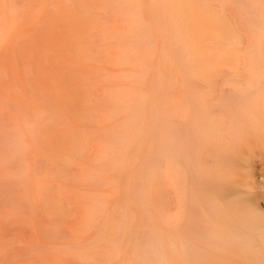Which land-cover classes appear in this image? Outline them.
I'll return each instance as SVG.
<instances>
[{
  "label": "rangeland",
  "instance_id": "1",
  "mask_svg": "<svg viewBox=\"0 0 264 264\" xmlns=\"http://www.w3.org/2000/svg\"><path fill=\"white\" fill-rule=\"evenodd\" d=\"M263 127L264 0H0V264L264 260Z\"/></svg>",
  "mask_w": 264,
  "mask_h": 264
},
{
  "label": "bare ground",
  "instance_id": "2",
  "mask_svg": "<svg viewBox=\"0 0 264 264\" xmlns=\"http://www.w3.org/2000/svg\"><path fill=\"white\" fill-rule=\"evenodd\" d=\"M255 120H258V119H255ZM256 123H257V122H256ZM263 128H264V127H263ZM259 129H260V128H259ZM260 133H261V132H260ZM175 149H176V148H175ZM176 151H177V150H176ZM175 157H176V156H175ZM180 157H181V156H180ZM180 157H179V158H180ZM184 158H185V157H184ZM184 158H182V159H184ZM186 160L188 161V159H186ZM187 161H186V163H188ZM262 162H263V161H262ZM195 164H196V163H195ZM260 164H261V163H260ZM187 166L189 167V165H187ZM260 166H261V165H259L258 168H260ZM188 167H186V168H188ZM256 168H257V167H256ZM208 169H209V168H208ZM188 170H189V169H188ZM203 170H204V169H203ZM247 170H248V169H247ZM247 170H246V173L248 174V171H247ZM189 171H190V170H189ZM189 171H188L187 173H189ZM190 173H191V172H190ZM190 173H189V174H190ZM194 173H195V172H194ZM204 173H205V171H204ZM191 174H192V175H191V177H192V176H193V171H192ZM247 174H246V175H247ZM202 175H203V177H204V174H202ZM219 175H220V174H219ZM221 175H224V174L222 173ZM256 176L258 177V180H259V181H258L259 183L257 182L258 185L261 186V187H262V186L264 187V173H262V172H257V173H256ZM191 177H190V179H191ZM193 177H194V176H193ZM193 177H192V178H193ZM203 177H202V178L199 177V178H201V179H205V178H203ZM216 177H217V176H216ZM219 177H221V176H218V179H220ZM222 177H223V176H222ZM222 177H221V178H222ZM249 177H250V176H249ZM246 178H247V177H246ZM196 179H198V178H196ZM201 179H200V180H201ZM194 180H195V179H194ZM194 180L191 179L192 182H193ZM200 180H198V182H199ZM209 180H211V179H209ZM209 180H208V181H209ZM215 180L217 181V179H215ZM215 180H214V182H216ZM230 180H231V179H230ZM247 180H248V178H247ZM203 181H204V182H203ZM208 181H207V179L202 180L203 183H205V182L207 183ZM192 182H191L190 184H194V183H192ZM194 182H195V181H194ZM198 182H197V184H198ZM211 182H213V180H211ZM217 182H218V181H217ZM219 182H222V180L220 179ZM225 182H226V180H225ZM199 183H200V182H199ZM208 183H209V182H208ZM209 184H210V185H209ZM209 184H206V186H205L207 189H209L210 186L213 185L212 183H209ZM214 184H215V183H214ZM216 184L219 185L220 183H216ZM255 184H256V183H255ZM198 185H199V184H198ZM202 185H203V184H202ZM217 185H213V187H217ZM234 185H235V184H234ZM247 185H248V182H247ZM178 186H179V184H178ZM199 186H200V185H199ZM225 186H226V185H225ZM196 187H197V186H196ZM203 187H204V186H203ZM205 187H204V189H205ZM219 187H220V186H219ZM219 187H217V189H218ZM192 188H195V186H193ZM198 188H201V187H198ZM246 188H247V187H246ZM195 189H196V188H195ZM219 189H220V188H219ZM240 189H241V188H240ZM240 189H238V188H227V189H225V190H223V191H224V195L232 196V197H234V198H236V199L239 200V199L242 198V197L245 198L246 195H247L244 191H242V190H240ZM247 189H248V188H247ZM261 189H262V188H261ZM199 190H200V189H199ZM250 190H251V188H250ZM180 191H181V190H180ZM190 191H191V193L189 192L190 195L192 194V196H193L192 189H190ZM200 191H201V190H200ZM204 191H205V190H204ZM209 191H210V190H209ZM221 191H222V190H221ZM201 192H202V191H201ZM207 192H208V191H207ZM207 192H206V193H207ZM214 192H215V191H214ZM251 192H252V190H251ZM211 193H212V192H211ZM215 193H217V191H216ZM218 193H220L219 196H218V194H214V195L211 194V196L214 197V196L217 195L218 198L222 197V196H220V195H222V192H218ZM182 194H183V193H182ZM183 195H184V194H183ZM194 195H195V194H194ZM196 195H197V194H196ZM196 195H195V196H196ZM200 195H201V194H200ZM184 196H185V195H184ZM197 196H198V195H197ZM197 196H196V198H197ZM211 196L208 198V200L210 199L209 202H210V204H211V206H212V203H211ZM259 196H260L261 198H263V195H262V194L258 195V197H259ZM200 197H201V198H200ZM202 197L205 198L204 195H203V196H199L198 198L202 199ZM213 197H212V198H213ZM189 198H190V196H189ZM196 198H195V199H196ZM223 198H224V197L220 198V200H222ZM225 198H226V197H225ZM225 198H224L223 200H225ZM230 198H231V197H230ZM230 198H229V199H230ZM243 198L240 199V201H239L241 205L243 204V202L241 203V201L243 200ZM195 199L193 200L194 202H195ZM214 199H215V198H213V200H214ZM229 199L227 200L228 202H229ZM232 199H233V198H232ZM232 199H231V200H232ZM183 200L185 201V198H184ZM186 200H187V197H186ZM206 200H207V199H206ZM206 200H205V201L202 200V201H204V202L206 203ZM215 200H216V199H215ZM215 200H214V201H215ZM184 201H183V203H184ZM196 201H197V199H196ZM198 201H201V200L198 199ZM202 201H201V203H202ZM217 201H219V199L216 200V202H217ZM232 201H233V200H232ZM188 202L190 203V201H188ZM216 202H215V204H217ZM225 202H226V200H225L223 203L221 202V205L223 204V205H222L223 207L226 206V205L224 206ZM230 202H231V201H230ZM230 202H229L228 205H230ZM178 203H179V202H178ZM205 203H203V205H204ZM219 203H220V202H218L217 205H219ZM233 203H234V201L232 202V204H233ZM245 203H246V202H245ZM206 204H207V203H206ZM208 204H209V203H208ZM232 204H231V205H232ZM184 205H185V204H184ZM186 205H187V204H186ZM193 205L195 206V204H193ZM196 206H197V208H198V207L203 208V207H201L202 205L199 206V204H198V205L196 204ZM196 206H195V208H196ZM207 206H209V205H207ZM207 206L204 205V207H207ZM211 206H210V208L208 207V209H209L210 211H209L208 209L206 210V212H209L208 214L211 213V210H212V209L214 210V207H215V206H214V207H211ZM219 206H220V205H219ZM183 207H184V206H183ZM185 207H187V206H185ZM220 207H221V206H220ZM231 207H233V205H232ZM242 207H243V205H242ZM242 207H241V208H242ZM195 208H194V209H195ZM200 208H198V210H199ZM211 208H212V209H211ZM226 208H227V207H226ZM229 208H230V207H229ZM241 208L239 209V211H241ZM215 209H216V208H215ZM222 209L225 210V213H226V209H225V208H222ZM227 209H228V208H227ZM185 210H186V208H185ZM201 210H202V209H201ZM203 210H205V209H203ZM228 210H229V209H228ZM195 211L197 212L196 209H195ZM195 211H192V212L195 213ZM215 211H217V209L214 210L213 213H215ZM230 211H231V208H230V210H229L228 212H230ZM239 211H238V213L235 214V216H237V214H239ZM185 212H186V211H185ZM192 212H191V213H192ZM206 212H203L204 215H205ZM220 212H221V211H220ZM254 212H255V210H254ZM191 213L189 214L190 216H191ZM199 213H200V212H199ZM199 213L197 212V214H199ZM203 213H202L201 217L203 216ZM231 213H232V212H231ZM247 213H248V212H247ZM251 213H252V211H251ZM251 213L249 214V216H252V217H253V216L255 215L256 212L254 213V215H251ZM217 214H218V212H217ZM222 214H223V213H222ZM222 214L219 213V215H220L221 217L226 216V215H223V216H222ZM227 214H228V213H227ZM219 215H218V216H219ZM231 215L234 216L233 213H232ZM240 215H241V214H240ZM257 215H258V214H256L255 216H257ZM197 216H198V215H197ZM220 216H219V217H220ZM232 216H231V217H232ZM201 217H200V218H201ZM207 217H208V216L205 215L203 218L205 219V218H207ZM212 217H213V215L211 216V218H209V217H208V218H209V219L216 218V213L214 214V217H213V218H212ZM219 217H217V219H219ZM226 217L229 218L228 216H226ZM259 217H264V216H260V214H259L258 217H256V218L259 219ZM186 218H188V217H186ZM190 218H191V217H190ZM193 218H194V217H193ZM193 218H192V219H193ZM195 218H196V217H195ZM198 218H199V217H197V218H196L197 220H196V219H195V220L200 222V220H198ZM208 218H207L206 220H209ZM227 218H223V219L220 218V219H221V220H226V221H227ZM236 218L238 219L239 217H235V219H234V218H233V219L236 220ZM250 218H251V217H250ZM188 219H189V218H188ZM188 219H187V220H188ZM220 219H219V220H220ZM260 219H263V218H260ZM190 220H191V219H190ZM195 220H194V222H195ZM206 220H205V221L202 220L201 223L206 222ZM213 220L215 221L216 219H213ZM219 220H218V221H219ZM221 220H220V221H221ZM228 220H229V219H228ZM230 220H232V219H230ZM248 220H249V219H248ZM252 220H254V218H252ZM185 221H186V220H185ZM188 221H189V220H188ZM203 221H204V222H203ZM209 221H210V220H209ZM209 221H208V224H206V225H207V226L209 225L208 227H210L211 225L213 226L214 223L212 224V221H210V222H209ZM218 221L216 220V222H218ZM239 221H241V219H240ZM245 221H247V220H245ZM192 222H193V221H192ZM194 222H193V224H194ZM199 222H198V223H199ZM221 222H222V221H221ZM227 222H229V221H227ZM248 222H249V221H248ZM196 223H197V222H196ZM196 223H195V224H196ZM210 223H211V224H210ZM229 223H230V222H229ZM188 224H189V223H188ZM188 224H187V225H188ZM195 224H194V225H195ZM225 224H226V222H225ZM232 224H233V223H232ZM183 225H184V224H183ZM194 225H193V226H194ZM197 225H199L198 228H199L200 226L202 227V224L200 225V223L197 224ZM204 225H205V223L203 224V226H204ZM206 225H205V226H206ZM238 225H239V224H238ZM195 226H196V225H195ZM212 226H211V227H212ZM226 226H227V225H226ZM201 227H200V228H201ZM208 227H207V228H208ZM213 227H215V226H213ZM184 228H185V227H184ZM188 228H189V229H190V228L193 229V228H195V227H187V228H186V231L188 230ZM207 228H205L206 230L204 229L203 232H205V231L208 232V231L210 230V229L208 230ZM201 229H202V228H201ZM182 230H183V229H182ZM202 230H203V229H202ZM246 230H247V232H249L250 234H251V233H254V234H252L253 237H254L253 242H256V241H258V239H260L261 242L264 243V234H262V233L260 232V226L257 225L256 222L252 223V225H250L248 228H246ZM189 231L191 232V230H189ZM193 231H195V230H193ZM197 231H198V229H196L195 232H197ZM213 231H214V230H213ZM226 231H227V230H226ZM238 231H239V228L237 227V224H236V225L234 226V230L232 231V233H229L230 235H233V236H230L229 234H228L227 236L224 235V236L226 237V240H227V237H228V236L233 237V238L238 237V236L240 235ZM255 231H257V232H255ZM190 232H189L188 235L191 234ZM201 232H202V231H201ZM206 232L203 233V234L201 233L202 235H200V236L202 237L204 234L206 235V234H207ZM216 232H217V231H216ZM216 232H215V233H216ZM224 232H225V231H224ZM199 233H200V231H199ZM208 233H210V231H209ZM220 233H221V232H220ZM227 233H228V232H227ZM227 233L225 232V233H222V234H227ZM192 234H193V235L195 234V236H193V237H195L196 239L201 238V237L199 236V234H198L197 236H196V233H194V232H192ZM250 234H249V235H250ZM186 235H187V234H186ZM173 236H174V235H173ZM198 236H199V237H198ZM206 236H208V235H206ZM206 236H204V237H206ZM212 236H213V235H212ZM218 236H219V235H218ZM224 236H223V237L221 236L223 240H225ZM240 236H241V235H240ZM185 237H186V236H185ZM190 237H191V236H190ZM190 237H189V240H192V238L190 239ZM204 237H203V238H204ZM230 237H229V239H230ZM179 238H180V237H179ZM186 238H187V237H186ZM174 239H175V238H174ZM193 239H194V238H193ZM196 239H194V240L196 241ZM208 239H210L209 236H208ZM212 239H213V238H212ZM219 239H220V237H219ZM222 239H221V240H222ZM186 240H188V238H187ZM206 240H207V238H206ZM210 240H211V239H210ZM210 240H209V241H210ZM213 240H214V239H213ZM223 240H222V241H223ZM226 240H225V241H226ZM231 240H232V239H231ZM247 240H248V239H247ZM178 241H179V240H178ZM200 241L203 242V239L201 238ZM219 241H220V240H219ZM222 241H220V242H222ZM175 242H176V241H175ZM204 242H205V241H204ZM229 242H230V241H229ZM189 243H190V242H189ZM211 243H212V242H211ZM225 243H227V242H224L223 244H225ZM233 243H234V242H233ZM233 243L231 242V243H229V244H227V245L225 244L224 247H225V246H229V247H230ZM198 244H199V243H198ZM221 244H222V243H221ZM223 244H222V245H223ZM174 245H175V243H174ZM192 245H193V244H192ZM192 245H191V246H192ZM191 246H190L189 249H187V252H189L188 250H190V249L192 250ZM201 246H202V245H201ZM234 246H236V243H234ZM152 247H153V246H152ZM152 247H151V248H152ZM155 247H156V246L153 247L154 250H155ZM174 247H175V246H174ZM231 247H233V246H231ZM231 247H230V248H231ZM235 248H236V247H233L234 252H235ZM185 249H186V248H185ZM194 249H195V247H194ZM156 250H157V249H156ZM197 250H199V249H197ZM197 250H195V251L197 252ZM195 251L193 250L192 252L195 253ZM236 251H237V250H236ZM238 251H239V250H238ZM238 251H237V252H238ZM143 252H144V250H143ZM153 252L155 253L156 251H153ZM174 252H175V251H174ZM174 252H172V253H174ZM192 252H190V253H192ZM198 252H201V251H198ZM237 252H236V253H237ZM145 253H147L146 250H145ZM201 253H202V254H201ZM201 253L199 254V257H200V258H201L200 255H203V254H204L203 252H201ZM147 254H148V253H147ZM149 254H150V253H149ZM187 254H188V253H187ZM237 254H239V253H237ZM191 255H193V254H191ZM197 255H198V254H197ZM197 255H196V256H197ZM255 255H256V254H255ZM255 255H254V256H255ZM138 257H139V256H138ZM192 257H193V256H191V259L194 260ZM199 257H198V258H199ZM200 258H199L198 260L201 261ZM189 259H190V258H189ZM191 259H190V260H191ZM200 263H201V262H200ZM203 263H204V262H203ZM194 264H195V263H194ZM205 264H264V260H208L207 263H205Z\"/></svg>",
  "mask_w": 264,
  "mask_h": 264
}]
</instances>
